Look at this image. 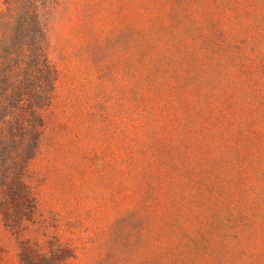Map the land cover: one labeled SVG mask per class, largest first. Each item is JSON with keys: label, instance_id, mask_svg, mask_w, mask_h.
<instances>
[{"label": "rangeland", "instance_id": "1", "mask_svg": "<svg viewBox=\"0 0 264 264\" xmlns=\"http://www.w3.org/2000/svg\"><path fill=\"white\" fill-rule=\"evenodd\" d=\"M29 180L60 264H264V0H61Z\"/></svg>", "mask_w": 264, "mask_h": 264}, {"label": "trees", "instance_id": "2", "mask_svg": "<svg viewBox=\"0 0 264 264\" xmlns=\"http://www.w3.org/2000/svg\"><path fill=\"white\" fill-rule=\"evenodd\" d=\"M61 0H0V224L18 235L39 225L29 180L49 125L59 77L51 57V20ZM61 244L21 238V264H60Z\"/></svg>", "mask_w": 264, "mask_h": 264}]
</instances>
